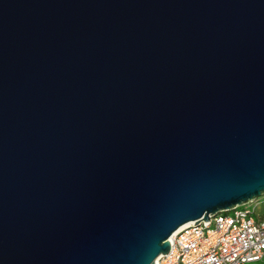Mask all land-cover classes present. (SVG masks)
<instances>
[{
    "label": "water",
    "instance_id": "obj_1",
    "mask_svg": "<svg viewBox=\"0 0 264 264\" xmlns=\"http://www.w3.org/2000/svg\"><path fill=\"white\" fill-rule=\"evenodd\" d=\"M263 194L264 0H0V264H156Z\"/></svg>",
    "mask_w": 264,
    "mask_h": 264
},
{
    "label": "built area",
    "instance_id": "obj_2",
    "mask_svg": "<svg viewBox=\"0 0 264 264\" xmlns=\"http://www.w3.org/2000/svg\"><path fill=\"white\" fill-rule=\"evenodd\" d=\"M264 194L242 205L188 223L170 240L156 264H249L264 259Z\"/></svg>",
    "mask_w": 264,
    "mask_h": 264
},
{
    "label": "rangeland",
    "instance_id": "obj_3",
    "mask_svg": "<svg viewBox=\"0 0 264 264\" xmlns=\"http://www.w3.org/2000/svg\"><path fill=\"white\" fill-rule=\"evenodd\" d=\"M257 211L259 214H264V201L258 206ZM249 264H264V259L256 262H251Z\"/></svg>",
    "mask_w": 264,
    "mask_h": 264
},
{
    "label": "bare ground",
    "instance_id": "obj_4",
    "mask_svg": "<svg viewBox=\"0 0 264 264\" xmlns=\"http://www.w3.org/2000/svg\"><path fill=\"white\" fill-rule=\"evenodd\" d=\"M183 226V225H182ZM182 226H180L177 230H179ZM177 230L176 231H174L173 232V234L170 236V239L173 237V235L177 232ZM157 259V258H156Z\"/></svg>",
    "mask_w": 264,
    "mask_h": 264
}]
</instances>
